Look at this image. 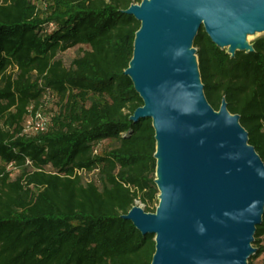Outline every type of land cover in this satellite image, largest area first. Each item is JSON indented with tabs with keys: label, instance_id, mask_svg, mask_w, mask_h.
<instances>
[{
	"label": "trees",
	"instance_id": "16d2710c",
	"mask_svg": "<svg viewBox=\"0 0 264 264\" xmlns=\"http://www.w3.org/2000/svg\"><path fill=\"white\" fill-rule=\"evenodd\" d=\"M141 1L0 0V264L151 263L154 235L123 216L160 193L153 121L131 118L144 102L125 73L141 25L125 10ZM252 45L231 54L204 27L194 40L209 102L226 99L264 160V35ZM46 95L49 126L26 132ZM254 241L259 256L264 214Z\"/></svg>",
	"mask_w": 264,
	"mask_h": 264
},
{
	"label": "water",
	"instance_id": "95a60500",
	"mask_svg": "<svg viewBox=\"0 0 264 264\" xmlns=\"http://www.w3.org/2000/svg\"><path fill=\"white\" fill-rule=\"evenodd\" d=\"M141 23L125 73L156 137V211L124 218L153 234L150 264H248L264 214V160L240 115L209 102L194 40L204 27L221 48L252 50L264 32V0H142L125 10Z\"/></svg>",
	"mask_w": 264,
	"mask_h": 264
},
{
	"label": "rangeland",
	"instance_id": "374dc122",
	"mask_svg": "<svg viewBox=\"0 0 264 264\" xmlns=\"http://www.w3.org/2000/svg\"><path fill=\"white\" fill-rule=\"evenodd\" d=\"M43 3L44 2H41V1L39 2V4H41V6H44ZM262 35H264V32H257L254 34H249L247 41H248V43L251 44L257 37L262 36ZM80 49L81 48L78 45V46L69 48L66 51L60 53V57L63 59L65 65L68 66L71 64L72 59L80 52ZM228 49H230V48H228ZM55 107H56V103L54 102L53 98L46 95L43 99V106L40 109H38V112L41 113V122H42L43 126H45V127L49 126L51 112L54 110ZM34 117H35L34 115L29 114L23 120V126L26 128V131H28V132L33 131V129H32V122L33 121L31 119ZM109 145H110L109 140L101 141L97 145L98 152H101L102 150L107 148ZM14 174H15V172H14ZM136 204L140 205L141 203L139 200H137ZM252 245L256 248V250L248 258V264H264V252L261 253L259 256H255V253L257 252V244L255 243V241H253Z\"/></svg>",
	"mask_w": 264,
	"mask_h": 264
},
{
	"label": "built area",
	"instance_id": "2783aa9c",
	"mask_svg": "<svg viewBox=\"0 0 264 264\" xmlns=\"http://www.w3.org/2000/svg\"><path fill=\"white\" fill-rule=\"evenodd\" d=\"M34 116L35 117L31 119L33 121L32 122L33 131L44 130L46 127H48V126L45 127L42 125L40 112H37ZM24 130L26 131L25 127H24ZM33 131H30V132H33ZM26 132H28V131H26Z\"/></svg>",
	"mask_w": 264,
	"mask_h": 264
}]
</instances>
